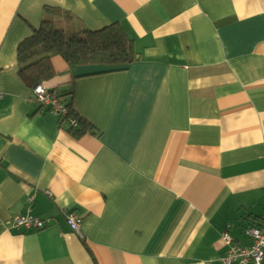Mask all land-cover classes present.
<instances>
[{
  "label": "crops",
  "instance_id": "crops-1",
  "mask_svg": "<svg viewBox=\"0 0 264 264\" xmlns=\"http://www.w3.org/2000/svg\"><path fill=\"white\" fill-rule=\"evenodd\" d=\"M44 19L118 23L138 54L51 58L42 83L73 85L79 135L17 70ZM0 94V264H221L223 233L264 227V0H0ZM25 213L47 226H14Z\"/></svg>",
  "mask_w": 264,
  "mask_h": 264
},
{
  "label": "trees",
  "instance_id": "trees-1",
  "mask_svg": "<svg viewBox=\"0 0 264 264\" xmlns=\"http://www.w3.org/2000/svg\"><path fill=\"white\" fill-rule=\"evenodd\" d=\"M56 55L66 62L70 72L79 65L102 66L103 70L99 72L114 71L123 69L138 59L131 39L118 23L89 29L81 24L64 27L44 19L17 44L19 75L30 87L42 83L54 74L51 58ZM57 91L59 101L66 108L65 114L58 116L59 123L69 125V120L74 119L76 126L68 127L75 135L88 130V122L73 108V85ZM42 108L39 105V109Z\"/></svg>",
  "mask_w": 264,
  "mask_h": 264
},
{
  "label": "built area",
  "instance_id": "built-area-1",
  "mask_svg": "<svg viewBox=\"0 0 264 264\" xmlns=\"http://www.w3.org/2000/svg\"><path fill=\"white\" fill-rule=\"evenodd\" d=\"M32 100L45 108L46 112L62 116L66 112L63 103L58 99V91L55 88H48L43 83H37L31 87ZM1 96V94H0ZM69 125L76 126L74 119L69 120ZM67 125V126H69ZM14 226L24 230L41 229L47 226V220L30 215L29 213L16 215L13 218ZM65 221L68 227L79 237L82 236L80 230V217L70 211L65 214ZM250 238L249 244L234 243L232 238L223 233L222 237L228 245V249L221 256V264H262L264 260V227L251 226L246 230Z\"/></svg>",
  "mask_w": 264,
  "mask_h": 264
}]
</instances>
